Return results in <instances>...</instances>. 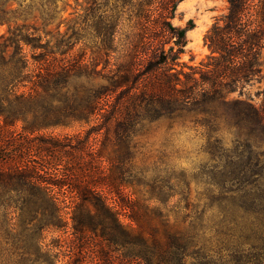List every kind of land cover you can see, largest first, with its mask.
Masks as SVG:
<instances>
[{
	"label": "trees",
	"instance_id": "1",
	"mask_svg": "<svg viewBox=\"0 0 264 264\" xmlns=\"http://www.w3.org/2000/svg\"><path fill=\"white\" fill-rule=\"evenodd\" d=\"M179 1L93 0L89 56L74 51L86 28L60 30L67 4L56 0L41 14L44 28L59 14L53 43L25 23L1 35L0 208L25 232L26 264H84L44 246L68 225L72 245L100 243V264L116 246L121 264H264V101L242 98L262 78L264 0H227L196 65L180 60L194 25L172 24ZM18 16L0 2V23ZM160 120L202 128L204 201L173 202L179 183L136 165L139 130ZM75 123L89 127L40 133Z\"/></svg>",
	"mask_w": 264,
	"mask_h": 264
},
{
	"label": "rangeland",
	"instance_id": "2",
	"mask_svg": "<svg viewBox=\"0 0 264 264\" xmlns=\"http://www.w3.org/2000/svg\"><path fill=\"white\" fill-rule=\"evenodd\" d=\"M3 0H0L2 2ZM8 1L9 7L15 9L19 16L15 22L0 23V37L8 32L9 29L17 25L27 24L30 27L38 28L35 36H43V39H53L51 35L55 34V26L59 21V14L54 16L53 23L43 27L41 14L46 12V0H4ZM58 9L66 5L63 17L66 19L61 23L60 30H66L69 24H75V27L86 28V32H81L79 42H77L74 51L79 53L82 47L87 48V56L95 50V42L91 36L90 27L93 15V0H56ZM105 6H102V11ZM227 0H181L177 3L176 12L171 22L176 27H184L188 24L194 26L187 30V45L180 60L188 64H199L205 62L206 57L210 55V50L204 43V36L212 25L227 12ZM89 14V16H87ZM26 18V20H24ZM51 31L50 36H45V32ZM70 33V32H69ZM89 33V34H88ZM29 52L28 47H24ZM259 62L262 78L254 81L247 86L242 98L250 99L254 104H262L264 101V46L260 51ZM84 123H75L70 127H59L42 130L40 133L53 135H72L84 134L88 128ZM20 130V123L15 127ZM99 137V135H98ZM138 152L135 158L138 167L147 170L148 175L159 172L162 176H169L179 183L177 194L172 199L176 202L184 197H188L192 202L204 201L208 196L207 177L204 176V166L208 164L209 156L203 151L205 137L201 127H195L189 120L174 121L169 124L168 121L160 120L151 124L144 125L137 136ZM189 190L187 191L186 186ZM65 218L69 223V210ZM120 220L127 223L125 216L121 215ZM16 222L13 215L7 216L0 208V234L7 240L4 250L0 247V264H26L25 256V232L19 231L13 225ZM16 239V240H15ZM73 235L69 225L65 229L48 230L45 232L44 246L48 244L61 243V247L54 249L60 251L58 260L60 263L66 261L68 256L75 254L76 259L82 260L84 264H100L96 256V250L99 249V242L94 238L88 237L83 240L73 242ZM70 247V248H69ZM101 247V246H100ZM3 248V247H2ZM102 252L106 253L103 257V264H121L123 263V247H102Z\"/></svg>",
	"mask_w": 264,
	"mask_h": 264
}]
</instances>
